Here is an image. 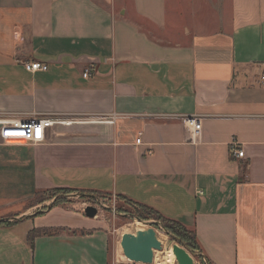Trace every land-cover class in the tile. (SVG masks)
Segmentation results:
<instances>
[{
  "label": "crops",
  "instance_id": "1",
  "mask_svg": "<svg viewBox=\"0 0 264 264\" xmlns=\"http://www.w3.org/2000/svg\"><path fill=\"white\" fill-rule=\"evenodd\" d=\"M263 73L264 0H0V119L58 120L38 144L0 132V264L130 263L100 217L33 216L55 187L150 206L212 264H264Z\"/></svg>",
  "mask_w": 264,
  "mask_h": 264
},
{
  "label": "rangeland",
  "instance_id": "2",
  "mask_svg": "<svg viewBox=\"0 0 264 264\" xmlns=\"http://www.w3.org/2000/svg\"><path fill=\"white\" fill-rule=\"evenodd\" d=\"M57 188L60 187L51 188L46 194L42 193L38 195L37 201L41 202L38 204V211L46 209V207L52 204L56 199L60 200V203L63 206L80 209L82 212H84V208L88 205L96 206L99 209V213L96 217H100V219L103 220V224L109 232L111 255L118 254L123 256L124 253L121 241L127 233H135L137 229L134 226V222L137 221L136 219L138 218V215H141L140 212H144V210L119 196H111L110 194H101L84 190L69 192L68 190H63V187H61L63 189ZM42 200L44 201L42 202ZM28 203H34V200L32 199ZM47 203L49 204L46 205ZM148 226L149 225H147V227ZM154 227L157 230L163 246L162 250L155 251L157 259L155 258L153 264H159L157 260H162L170 246L178 243V240L174 239L169 233H167L161 225L158 224L157 227ZM128 262H130L129 264H142L133 261V263L131 261ZM165 264H177V260L176 258L170 259L165 262ZM196 264H198V262H196Z\"/></svg>",
  "mask_w": 264,
  "mask_h": 264
},
{
  "label": "water",
  "instance_id": "3",
  "mask_svg": "<svg viewBox=\"0 0 264 264\" xmlns=\"http://www.w3.org/2000/svg\"><path fill=\"white\" fill-rule=\"evenodd\" d=\"M84 213L87 217L93 218L98 215L99 209L94 205H88L84 208ZM137 219L147 223L149 226L144 229L136 230L135 233H127L124 236L121 241L123 253L133 262L153 264L155 260V251L162 250L163 248L154 226L159 224L167 233H169V231L160 221ZM171 236L178 240V243L173 246L177 264H196V257L199 255L203 256V254L193 252L180 238L173 235ZM203 257L205 258V256ZM207 264H209V262H207Z\"/></svg>",
  "mask_w": 264,
  "mask_h": 264
},
{
  "label": "built area",
  "instance_id": "4",
  "mask_svg": "<svg viewBox=\"0 0 264 264\" xmlns=\"http://www.w3.org/2000/svg\"><path fill=\"white\" fill-rule=\"evenodd\" d=\"M25 68L30 72L46 71L49 69V64L39 60H31L24 62ZM88 70L84 76H88ZM260 84L264 85V73L261 76ZM58 120L53 118H7L0 119L1 136L6 142L21 141L29 144H38L45 140L46 130ZM183 122L191 129V132L199 131L202 127L201 118L197 116H185ZM141 139H137L140 143ZM236 142L232 145L233 154L240 158L244 157L245 151L237 146Z\"/></svg>",
  "mask_w": 264,
  "mask_h": 264
},
{
  "label": "trees",
  "instance_id": "5",
  "mask_svg": "<svg viewBox=\"0 0 264 264\" xmlns=\"http://www.w3.org/2000/svg\"><path fill=\"white\" fill-rule=\"evenodd\" d=\"M57 189H63V188H57ZM50 189H44V190H39L36 194V196L33 198L34 203H31V205H37L41 202L37 201V197L39 194H46V192L50 191ZM63 190H68L70 191H75L74 189L71 188H64ZM97 193V192H95ZM123 199L131 202L129 199L122 197ZM46 200V199H45ZM44 200H42L43 202ZM61 201L56 199L52 204H50L49 206L46 207V209L48 208H53L55 206L61 205L60 203ZM132 203V202H131ZM134 204V203H133ZM136 206L140 207L141 209L144 210V212H140L141 215H138V218H140L141 220H157L160 221L164 224V226L168 229L169 233L177 238H180L193 252L198 253L201 251L196 233L194 230L187 228L185 225H183L181 222L176 221L174 219H170L167 218L165 216H163L160 212H158L157 210L153 209L150 206L147 205H141V204H135ZM44 209V210H46ZM44 210L41 211H37L35 212V214L33 216H39L44 214ZM134 215V213H133ZM157 227V225H155ZM57 230H52V229H34L30 232L29 238L32 241V243L34 242V239L37 235H42V234H48V235H52L53 233H55ZM196 259L198 260L199 264H207V262H209V264H212L209 260H207L202 256L199 255L196 257Z\"/></svg>",
  "mask_w": 264,
  "mask_h": 264
},
{
  "label": "bare ground",
  "instance_id": "6",
  "mask_svg": "<svg viewBox=\"0 0 264 264\" xmlns=\"http://www.w3.org/2000/svg\"><path fill=\"white\" fill-rule=\"evenodd\" d=\"M136 220H137V221L134 222V226H135V228H136L137 230H139V229H144V228L147 227V223H145V222H143V221H140V220H138V219H136ZM144 225H145V226H144ZM126 230H127V229H126ZM126 230H125V231H126ZM158 237H159V236H158ZM173 246H174V244H172V245L170 246L169 250L167 251L166 255L163 257L162 260H157V262H159V264H165V262H167L168 260L176 258L175 254H174V252H173ZM155 258H156V256H155ZM156 259H157V258H156Z\"/></svg>",
  "mask_w": 264,
  "mask_h": 264
},
{
  "label": "flooded vegetation",
  "instance_id": "7",
  "mask_svg": "<svg viewBox=\"0 0 264 264\" xmlns=\"http://www.w3.org/2000/svg\"><path fill=\"white\" fill-rule=\"evenodd\" d=\"M122 214V213H121ZM124 214V213H123Z\"/></svg>",
  "mask_w": 264,
  "mask_h": 264
}]
</instances>
